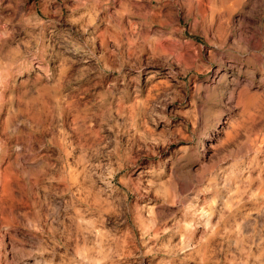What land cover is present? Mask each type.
<instances>
[{"label": "clouds", "instance_id": "obj_1", "mask_svg": "<svg viewBox=\"0 0 264 264\" xmlns=\"http://www.w3.org/2000/svg\"><path fill=\"white\" fill-rule=\"evenodd\" d=\"M23 2L0 0V21L3 13L12 15L13 3L22 5ZM70 2L54 0L57 17L59 8L67 7ZM239 4L244 7L234 15V6ZM75 5L70 10L79 11L78 19L72 22L74 26L60 24L57 19L49 27L43 43L39 31L27 26L19 15L13 17L14 23L13 19L6 24L0 22V113L7 107V119L0 130V163L4 156H28L34 143L44 147L51 145L53 141H45L43 137L55 129L60 141L58 159L64 165L65 175L69 171L80 175L81 185L85 181L94 183L93 176L104 181L105 169L113 164L121 165L123 153L137 160L147 156L146 168L162 167L171 154L170 143L191 136V121L185 113L192 107L193 84L198 80L208 50L204 47L198 53V45L186 43L188 36H179L177 32L181 26L179 21L183 19L189 32L197 31L212 39L216 34V18H221L223 23L227 16L234 20L235 38L264 47V3L261 0L246 3L245 0H75ZM145 5L150 6L151 11L146 10ZM126 8L137 10L125 12ZM161 9L173 15L167 18L156 15ZM155 23H160V28L153 29ZM102 31L106 40H113L112 46L103 48V52L109 54L111 66L97 60L91 67H80L78 61L96 60L94 53L84 50L100 39ZM154 37L166 45V51L161 50ZM130 50L135 58L128 56ZM256 71L259 77L260 68ZM29 96L36 100L46 96L50 103L42 111L39 104L26 100ZM124 101H131V106ZM231 114L225 108V115ZM258 115L264 119V114ZM94 121L97 128L92 126ZM21 127L25 132L18 138L7 136L9 128ZM221 135L223 138L217 143ZM236 135L235 129L223 132V123L218 125L205 137L200 147L202 156L207 157L212 151L209 145L216 144V153L223 162ZM69 157L76 168L68 164ZM50 167L55 168V165ZM216 171V168L211 169L208 185H214L212 173ZM230 179V175L226 176L225 182ZM261 188L257 193H250L248 186L237 185L227 198L214 196L203 207L195 202L185 214V219L195 221L197 227L205 230L202 242L214 235L221 236L217 251L226 253V264H264V220L253 216V212L264 216V185ZM212 190L211 186L207 187V191ZM257 195L260 200H256ZM245 196L259 206L246 211L237 221L235 211L245 202ZM84 212H100V209L87 203ZM213 215L219 217L215 226ZM100 216L102 221V212ZM184 226L192 229L193 223ZM93 236L95 239L87 252L80 255V262L105 264L113 257L122 258L116 238L96 232ZM224 243L228 244L227 248L223 247ZM56 248L53 240L52 247L44 250L52 252L53 256L43 264H54ZM73 264H78L76 258Z\"/></svg>", "mask_w": 264, "mask_h": 264}, {"label": "rangeland", "instance_id": "obj_2", "mask_svg": "<svg viewBox=\"0 0 264 264\" xmlns=\"http://www.w3.org/2000/svg\"><path fill=\"white\" fill-rule=\"evenodd\" d=\"M75 6V0L67 7L61 6L57 17L54 0H24L22 5L13 3L12 15L3 13L0 22L6 24L19 15L27 26L39 31L43 43L49 27L57 19L60 24L74 26L72 22L78 19L79 11L70 10ZM243 7V4L234 6L233 14ZM145 8L151 11L150 6ZM126 9L125 12L137 10ZM156 15L167 18L173 14L161 9ZM179 24L177 32L179 36H188L186 43L198 45V53L204 47L208 49L198 80L193 84L192 107L185 113L191 121L189 139L170 143L171 154L162 167L146 168L147 156L137 160L123 153L121 165L113 164L105 169L104 181L93 176L94 183L85 181L83 185L80 175L72 171L65 175L64 165L58 159L60 141L55 129L43 137L45 141H53L51 145L34 143L28 156H4L0 163V264H37L38 261L43 264L53 256L52 252L44 251L52 247L53 240L57 244L54 264H73V258L78 264H86L79 257L95 239L93 232L118 240L117 250L122 258L113 257L105 264H226V253L217 251L221 236L214 235L202 242L205 230L197 227L195 221L185 219V214L195 202L203 207L214 196L227 198L237 185L248 186L250 193L262 190L264 119L258 113L264 114V47L235 38L234 20L227 16L223 23L221 18H216V34L212 39L197 31L189 32L183 19ZM160 26V23L152 25L153 29ZM154 39L162 51L167 50L158 38ZM106 45L112 46L113 40H106L102 31L100 39L84 50L94 53L96 60L77 63L88 68L99 60L111 66L109 54L103 52ZM224 49L228 51L225 53ZM129 52L128 56L135 58ZM140 59H143L142 53ZM257 68L261 70L259 77ZM26 100L39 104L42 111L50 103L46 96L42 100L29 96ZM124 103L131 106V101ZM225 108L232 113L230 116L225 115ZM6 119L7 107L0 113V130ZM222 123L223 132L235 129L238 133L223 162L216 153V144L209 145L212 151L207 157L200 152L205 137ZM92 126L98 127L95 121ZM24 132L23 127L9 128L6 134L15 139ZM222 138V135L217 137V143ZM68 164L76 168L71 157ZM133 168L137 170L131 171ZM212 168L217 169L212 173L215 183L208 185ZM229 175L231 179L226 183L225 177ZM209 186L213 188L211 192L207 191ZM260 199L257 195L256 200ZM85 201L100 209L102 221L100 212H84ZM244 201L235 211L237 221L246 211L259 206L248 201L247 196ZM253 216L264 220V216L255 212ZM218 219L213 215L214 226ZM189 222L193 223L192 229L184 226ZM181 244L183 247H179ZM227 246L224 243L223 247Z\"/></svg>", "mask_w": 264, "mask_h": 264}, {"label": "bare ground", "instance_id": "obj_3", "mask_svg": "<svg viewBox=\"0 0 264 264\" xmlns=\"http://www.w3.org/2000/svg\"><path fill=\"white\" fill-rule=\"evenodd\" d=\"M125 11H127V9H125ZM129 54H130V52H129ZM223 75V74H222Z\"/></svg>", "mask_w": 264, "mask_h": 264}]
</instances>
